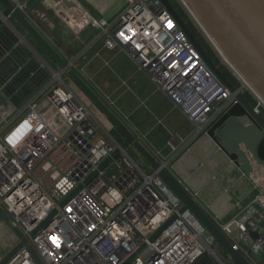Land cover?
Returning <instances> with one entry per match:
<instances>
[{"label": "built area", "instance_id": "obj_1", "mask_svg": "<svg viewBox=\"0 0 264 264\" xmlns=\"http://www.w3.org/2000/svg\"><path fill=\"white\" fill-rule=\"evenodd\" d=\"M68 2L51 0V10L74 32L92 29L93 40L103 49L123 53L190 122L192 139L208 136L216 142V151L240 168L238 160L222 149L208 129L222 111L237 104L234 94L208 68L160 0H120L112 17H96L79 4ZM16 5L26 11L25 3ZM181 6L190 20L176 11L198 42L205 50L210 48L236 90L250 98L253 110L261 114L263 101ZM71 65L82 75L74 61ZM47 70L50 79L46 78L20 107L9 102L0 106V207L27 237L39 262L123 264L132 257L129 264H233L227 255L221 257L220 247L199 220L188 210L180 211L179 199L157 172H146L125 149L65 201L119 140L98 118L97 108L78 96L62 72ZM103 101L168 169L181 148L176 145L178 151L166 155L153 148L126 123L113 101L106 97ZM25 124L28 127L17 142L9 143ZM178 182L248 264H264V184L253 186L257 193L252 199H237L226 214L215 215L199 201L197 191ZM19 242L15 239L12 247ZM6 255L0 253V262ZM3 264L38 263L22 245Z\"/></svg>", "mask_w": 264, "mask_h": 264}, {"label": "water", "instance_id": "obj_2", "mask_svg": "<svg viewBox=\"0 0 264 264\" xmlns=\"http://www.w3.org/2000/svg\"><path fill=\"white\" fill-rule=\"evenodd\" d=\"M43 0H31L26 11H21L12 0H0V98L7 99L14 106L22 103L48 76V70L62 72L79 92L107 119L112 128L121 136L110 155L79 184L65 199L68 200L84 184L103 169L121 150L132 146L135 152L156 171L158 177L179 199L180 211L188 210L204 226L219 247L232 260L233 264H248L220 231L210 216L188 195L186 190L168 172L162 163L135 138L128 127L108 107L103 99L93 90L86 80L72 67L48 39L29 20V12L34 11ZM162 5L174 17L180 29L199 52L208 68L234 94L239 114H231L232 107L220 113L208 126L213 129L212 136L222 149L238 160L240 169L256 186H261L252 176L259 170L264 175V159L258 154L264 139V117L256 113L249 100L236 90L231 80L210 58L207 51L198 42L187 24L179 16L169 0H160ZM193 20L214 44L225 61L243 78L248 86L264 103V0H180ZM186 4V5H185ZM14 20L21 30L37 45L32 46L12 23ZM53 63L59 70L51 67ZM200 135L191 140L178 153L182 155ZM176 159L168 163L172 166ZM0 218L15 233L20 242L2 259L3 264L19 247L26 245L34 260L41 264L32 247L10 217L0 207ZM164 223L149 240H153L172 220ZM251 234V233H250ZM253 236V234H251ZM123 264H129L130 259ZM204 261H201L202 264Z\"/></svg>", "mask_w": 264, "mask_h": 264}, {"label": "crops", "instance_id": "obj_3", "mask_svg": "<svg viewBox=\"0 0 264 264\" xmlns=\"http://www.w3.org/2000/svg\"><path fill=\"white\" fill-rule=\"evenodd\" d=\"M12 1L25 3L26 7L31 2V0ZM79 1L87 12L91 14L89 10L93 11L96 17H112L117 11L113 5L120 3V0ZM53 13L51 0H43L34 11L29 12L28 16L66 59L76 62V66L81 67L80 71L84 73V77L97 89L95 92L102 99L107 97L114 102V108L126 117V123L134 127L147 143L166 155L178 151L175 149L176 145L181 151L191 142L190 122L179 110L171 107L165 96L155 89L148 78L138 71L123 53L103 49L100 42L93 40L92 36L95 32L92 29H87L75 37L67 29H62L61 32L56 19L58 16ZM41 14L50 20L48 36L39 28L35 20L40 19ZM51 18L58 28L52 32L53 36H51ZM71 22L74 21L71 19ZM12 23L23 33L26 40L38 49L35 42L14 20ZM55 41L60 46L56 45ZM50 65L55 70L58 69L53 63ZM4 100L7 104V99ZM1 105L5 103L1 102ZM235 107L236 105L232 107L234 112L231 114L240 113ZM97 116L112 131L113 128L111 129L107 119L98 113ZM219 124L220 122H217L210 128L212 130H209L210 135ZM175 159L172 166L168 167V172L175 179L177 178V181L179 179L184 183L188 189L197 191L199 201L209 206L212 214H226L232 203L243 198L250 188L249 178L245 174L242 175L244 172L240 168L229 163L223 153L216 151L215 143L206 135L199 136L179 157L177 153ZM144 165L146 172L151 171L146 163Z\"/></svg>", "mask_w": 264, "mask_h": 264}, {"label": "rangeland", "instance_id": "obj_4", "mask_svg": "<svg viewBox=\"0 0 264 264\" xmlns=\"http://www.w3.org/2000/svg\"><path fill=\"white\" fill-rule=\"evenodd\" d=\"M172 4H173V6L175 7V9L178 11V12H180V15H182L183 13H185L184 11H183V8H182V6H181V4L179 3V1L178 0H169ZM69 3H71V5H77V4H81L82 5V3L79 1V0H69V2H68V4ZM113 7L117 10L119 7H120V3L118 4V2L117 3H115L114 5H113ZM52 11V13H53V10H51ZM90 12H91V14H93V15H95V13L93 12V11H91V10H89ZM54 14V13H53ZM55 15V14H54ZM186 17V19L187 20H190L189 18H188V16H185ZM56 19L58 20V22H59V28H61L60 30H61V32H62V29H67V30H69V33H71V35L73 36V37H75V36H79L83 31H85V30H87V28H84L83 30H81V32H74L73 30H72V28H70L69 27V25L68 24H65L64 22H62L61 21V19L59 18V17H56ZM36 20V22H37V25L39 26V28H41V29H43L44 30V32H45V34H47V36H48V29L50 28V20L48 19V17H46V16H41V18L40 19H35ZM61 24V25H60ZM190 24H192V23H190ZM56 29H58L57 28V26L55 25V22H54V20L51 18V36H53L52 35V32L54 31V30H56ZM59 31V30H58ZM58 33H60V31L58 32ZM94 36H92V38H93ZM55 44L56 45H58V46H60V44L57 42V41H55ZM70 44H72V42L70 43ZM83 47V46H82ZM206 47V46H205ZM79 50V49H78ZM206 51H207V53H208V55L210 56V58L215 62V63H217V64H219V66H220V68L223 70V71H226V69H225V67H223L222 65H221V63H219V61L214 57L215 56V54L210 50V48L209 47H206ZM75 64H76V62H75ZM79 66V65H78ZM76 66L77 67V69H81V67L79 66ZM51 67H53L52 65H51ZM57 70H59V69H57ZM50 72V71H49ZM227 72V74L229 75V77H230V74L228 73V71H226ZM63 75H64V77H66V75L63 73ZM50 76H51V74H50ZM50 76H48L47 77V79H46V81L47 80H49L50 79ZM83 78H85L84 77V73H82V75H81ZM85 80H87L86 78H85ZM88 81V82H87ZM86 82L88 83V84H90V86L93 88V90H97L95 87H94V85H93V83L90 81V80H87ZM91 83H90V82ZM75 88V87H74ZM75 91H76V93L78 94V96L80 97V95H81V98H83V99H85V97L79 92V90L77 89V88H75ZM248 97V96H247ZM107 98V97H106ZM249 98V97H248ZM110 100V99H109ZM249 100H250V98H249ZM3 103V101H0V103ZM23 104V102L22 103H20L19 105H17L16 106V108H18V107H20L21 105ZM171 105V104H170ZM1 106H3V105H1ZM172 107V106H171ZM173 108V107H172ZM1 113H2V110L0 109V115H1ZM98 113L99 114H101L99 111H98ZM102 115V114H101ZM261 115L264 117V110L262 111V113H261ZM111 134H112V136H113V138L114 139H117V140H121L122 138H121V136L119 135V133L116 131V130H114V131H112L111 132ZM263 147H264V143H263ZM126 151H127V153L137 162V164L141 167V168H143L144 170H145V165H144V161H143V159L135 152V150L133 149V147L132 146H127L126 147V149H125ZM260 153H261V155L262 156H264V149H262L261 151H260ZM249 181H250V188L248 189V191H247V193H246V195L243 197V198H240L239 200H241V201H243V202H246V201H248V200H250V199H252L253 197H254V195L257 193V188H254L253 186H254V184L252 183V181L249 179ZM15 239H18L17 238V236L15 235V233L2 221V219L0 218V253L1 254H3V255H6V254H8L9 252H10V250L13 248L12 247V245L14 244V241H15ZM220 250H221V257L222 258H224L225 259V255H226V253L223 251V249L220 247Z\"/></svg>", "mask_w": 264, "mask_h": 264}, {"label": "bare ground", "instance_id": "obj_5", "mask_svg": "<svg viewBox=\"0 0 264 264\" xmlns=\"http://www.w3.org/2000/svg\"><path fill=\"white\" fill-rule=\"evenodd\" d=\"M90 1V0H89ZM182 1V0H181ZM179 2H180V0H179ZM181 3V2H180ZM182 4V3H181ZM79 5L82 7V9H83V11L84 12H86L87 10L85 9V6L84 5H81L80 3H79ZM183 5V4H182ZM186 5V4H185ZM184 6V5H183ZM184 8H185V6H184ZM186 9V8H185ZM187 10V9H186ZM54 75H55V73H54ZM0 101H3V103H5V105H6V102H5V100L3 99V98H0ZM213 142L216 144V142L213 140ZM215 147H216V145H215ZM232 156V155H231ZM252 176H253V178L255 179V180H258L261 184L264 182V175L262 174V173H260L259 172V170H257L256 172H254L253 174H252Z\"/></svg>", "mask_w": 264, "mask_h": 264}, {"label": "clouds", "instance_id": "obj_6", "mask_svg": "<svg viewBox=\"0 0 264 264\" xmlns=\"http://www.w3.org/2000/svg\"><path fill=\"white\" fill-rule=\"evenodd\" d=\"M27 127H28L27 124L23 125V127L9 139V143L15 144L17 140L20 138V136L27 129Z\"/></svg>", "mask_w": 264, "mask_h": 264}, {"label": "trees", "instance_id": "obj_7", "mask_svg": "<svg viewBox=\"0 0 264 264\" xmlns=\"http://www.w3.org/2000/svg\"><path fill=\"white\" fill-rule=\"evenodd\" d=\"M185 16H187V15H186L185 13H183V14H182V17H184V18L186 19ZM224 74L227 75V76L229 77V75L227 74L226 71H224ZM229 78H230V77H229ZM235 108H238V109L240 110V112H241V109H240L239 107H235ZM232 112H234L233 108L231 109V113H232ZM112 131H114V129H112ZM112 131H111V132H112ZM210 131H212V130H210ZM119 141H120V140H119ZM263 143H264V139L262 140V142H261V144H260V146H259L258 154H259V156H260L261 158L264 159V156H262L261 153H260V151H261L262 149H264V147H263ZM232 156H233V155H232ZM233 158H235V156H233Z\"/></svg>", "mask_w": 264, "mask_h": 264}, {"label": "snow or ice", "instance_id": "obj_8", "mask_svg": "<svg viewBox=\"0 0 264 264\" xmlns=\"http://www.w3.org/2000/svg\"><path fill=\"white\" fill-rule=\"evenodd\" d=\"M69 211H71V209H69ZM54 242H55V240H54Z\"/></svg>", "mask_w": 264, "mask_h": 264}]
</instances>
